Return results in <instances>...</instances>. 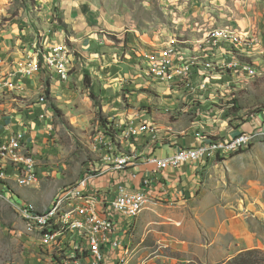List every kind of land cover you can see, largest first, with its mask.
<instances>
[{
	"label": "rangeland",
	"instance_id": "1",
	"mask_svg": "<svg viewBox=\"0 0 264 264\" xmlns=\"http://www.w3.org/2000/svg\"><path fill=\"white\" fill-rule=\"evenodd\" d=\"M62 3L63 0H0V72L12 68L17 60L4 53L16 49L24 52L26 43L29 50L50 45L59 30L71 33L72 21L61 9ZM76 7L77 3L70 9ZM93 8L86 25L98 26L100 35L109 36L126 49L129 29L133 33L140 30L158 43L170 35L196 40L214 26L237 22L260 33L264 50V0H95ZM136 38L139 46L132 49L151 47L150 41L145 44L137 35ZM64 40L74 56L78 55L72 42ZM259 55L264 67V52ZM74 56L70 76L76 68ZM87 79L82 93L90 92L89 98L98 106ZM149 81L150 94L162 96L155 97L156 105L163 106L167 96L159 89L162 86L153 79ZM250 84L239 98V109L246 108L247 115L264 108V74ZM78 90L76 86L72 93ZM25 92H11L5 100L23 110L22 104L31 103ZM43 94L51 108L52 156L61 173H78L84 165L99 160L92 126L74 120L79 113L69 99L64 100L61 91L55 98L50 97L49 89ZM230 113L236 116L237 111ZM97 114L100 118L101 113ZM183 115L184 123L175 126V131L196 117L180 112L179 119ZM201 179L199 189L189 198L149 200L137 218L131 264H221L248 249L264 250V135L230 158L208 161ZM39 186L25 189L27 198L42 209L55 195L56 185L47 183L45 190ZM56 254L54 248L41 246L38 237L27 231L11 197L7 193L0 195V264H87L84 260H58Z\"/></svg>",
	"mask_w": 264,
	"mask_h": 264
},
{
	"label": "built area",
	"instance_id": "2",
	"mask_svg": "<svg viewBox=\"0 0 264 264\" xmlns=\"http://www.w3.org/2000/svg\"><path fill=\"white\" fill-rule=\"evenodd\" d=\"M262 49V37L254 29L219 25L196 40L170 35L158 44L152 43L142 53V72L147 80L157 81L168 91L164 95L174 99V105L160 110L171 118L189 107L207 114L230 115L239 111L244 87L264 74L259 55L264 52ZM72 56L74 52L65 40L30 48L17 58L12 68L0 72V102L11 92L24 91L21 79L43 69L63 81L68 80ZM44 99L40 96L41 101ZM180 103L183 109H175ZM6 115L7 111L0 108V127L7 130L0 139V183L4 184L0 195L8 191L27 231L38 237L41 246L54 248L58 260H84L87 264H131L137 218L151 199L154 175L159 169L180 167L188 161L225 160L264 135V130L256 129L232 137L218 136L208 133L205 122L196 119V144L178 147L166 158L148 157L156 169L140 176L138 171L130 170L138 165V157L132 149H123L120 139L127 138L133 143L146 135L150 141L157 142L163 130L169 135L176 128L171 123L163 126L128 115L122 121L110 123L109 128L102 125L95 131L97 163L90 162L78 182L61 187L50 204L40 209L19 195V186L33 187L39 181L37 161L24 146L25 131L12 129ZM250 115L254 117L255 113ZM108 169L125 174L114 191L91 188V180Z\"/></svg>",
	"mask_w": 264,
	"mask_h": 264
},
{
	"label": "crops",
	"instance_id": "3",
	"mask_svg": "<svg viewBox=\"0 0 264 264\" xmlns=\"http://www.w3.org/2000/svg\"><path fill=\"white\" fill-rule=\"evenodd\" d=\"M94 1L63 0L61 6L68 20L72 21L70 23L72 24L70 26L71 33H66L62 30L56 31L53 42L68 38L74 46L72 48L77 50L78 55L74 56L75 61L73 62V67L76 68L70 78L67 81H63L55 73L51 74L43 69L41 72L22 80L25 82V88H28H26V92L25 89L24 91H16L20 94L28 93L26 95L29 96V101H31L29 104H22L23 110H20L18 106L12 105L13 102H6L5 99L0 102V108L7 111L5 120L15 131H25L24 146L35 155L39 181L33 187L40 185L39 187L45 190L47 183L55 184V194L64 185L78 182L88 164L84 165L80 172L75 174H62L60 167L55 164L54 156H52V154L54 155V148L52 143L53 131L50 126L52 124L51 108L47 98L43 101L40 100L41 94L44 96L43 93H45L46 89H49V94L52 98L58 97L59 94L57 93L61 91L64 100L69 99L74 110L79 113L77 118L73 119L76 122L92 126L94 131L93 138L95 131L103 125L97 112L103 114L109 123L112 124L122 121L128 115L135 116L136 120L155 121L163 126L171 123L176 127L184 123L183 119H185V115H183L182 119H179L177 115L174 116V119L176 118L174 120L171 116L160 111L168 105H174V99L166 97L167 100L163 106L156 105L155 97L162 99V96L158 93V95L154 93L155 96L150 94L152 91L150 81L143 76L142 53L145 49L141 47L142 45L138 49H132L136 44L139 46L136 35L142 40L140 42L146 41L144 42L145 44L150 41L152 45L157 40L148 37L145 33H140V30L135 29L133 33L129 29L128 49L117 46L115 41L113 42L109 36L100 35L98 26L89 27L86 25L89 18L93 15ZM76 3L77 7L71 10L70 7ZM72 13L74 16H71ZM74 22L76 26L73 24ZM230 24L246 29L250 28L237 22ZM25 47L26 50L24 52L16 49L4 54L21 58L29 50V43H26ZM5 66L7 67V65ZM2 73H5V71ZM86 77L90 79L89 87H87L92 89V94L98 99V106L89 98L90 92L84 91L85 93H82V89L85 88ZM76 86L80 90L72 93ZM248 86L244 87L243 90L248 89ZM159 89H162L163 95L168 92L165 91L164 87ZM9 96L10 94H8ZM16 99L13 98V101ZM178 107L182 108L178 104L175 109ZM246 110V108H240L236 116H230L228 113H225V115H221V113L220 115L218 113L207 114L196 107H189L183 109L181 113L193 114L192 116L196 117L194 120L189 121L186 127L181 126L183 128L179 131L168 135V132L163 130L162 132L164 133H161V137L157 142H152L149 140V136L142 135L133 143H130L127 138H121L119 144L123 149H132L134 151L138 157V165L130 170L138 171L141 176L144 173L148 174L150 170L156 169L155 164L148 162V157L158 156L166 158L172 155L178 147L194 146L196 144L194 137V129L198 125L195 122L196 119L205 122V130L208 133L223 137H232L241 132H249L256 129L264 130V108L255 112L254 117L245 114ZM6 134V128L0 127V139L4 138ZM207 163L205 161H188L180 167L159 169L154 175L151 199L175 200L178 198H189L199 189L202 181L201 174L206 169ZM124 176L125 174L121 171L108 169L103 175L96 176L91 180V188L96 187L100 190L114 191L116 185L124 179ZM134 183L137 185V181ZM25 187L29 186L18 187L19 195L22 199L33 202L27 198L28 193ZM2 188H4V184L0 183V189ZM51 200L43 208L48 206ZM120 219L124 218L120 217Z\"/></svg>",
	"mask_w": 264,
	"mask_h": 264
},
{
	"label": "trees",
	"instance_id": "4",
	"mask_svg": "<svg viewBox=\"0 0 264 264\" xmlns=\"http://www.w3.org/2000/svg\"><path fill=\"white\" fill-rule=\"evenodd\" d=\"M86 82L88 83L87 77ZM100 119L101 123L109 128L110 123L104 115L101 114ZM221 264H264V250L259 248L248 249Z\"/></svg>",
	"mask_w": 264,
	"mask_h": 264
}]
</instances>
